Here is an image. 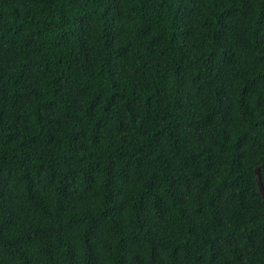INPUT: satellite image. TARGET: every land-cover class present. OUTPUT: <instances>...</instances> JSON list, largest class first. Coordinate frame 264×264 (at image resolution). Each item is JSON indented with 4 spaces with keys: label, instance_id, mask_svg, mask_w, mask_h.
Segmentation results:
<instances>
[{
    "label": "trees",
    "instance_id": "16d2710c",
    "mask_svg": "<svg viewBox=\"0 0 264 264\" xmlns=\"http://www.w3.org/2000/svg\"><path fill=\"white\" fill-rule=\"evenodd\" d=\"M264 0H0V264H264Z\"/></svg>",
    "mask_w": 264,
    "mask_h": 264
},
{
    "label": "water",
    "instance_id": "95a60500",
    "mask_svg": "<svg viewBox=\"0 0 264 264\" xmlns=\"http://www.w3.org/2000/svg\"><path fill=\"white\" fill-rule=\"evenodd\" d=\"M261 167L264 168V164H262ZM259 170H260L259 168H256L254 170V175H255V180H256V184H257L259 193H260V195L262 197V200L264 201V190H263V187H262V184H261Z\"/></svg>",
    "mask_w": 264,
    "mask_h": 264
}]
</instances>
